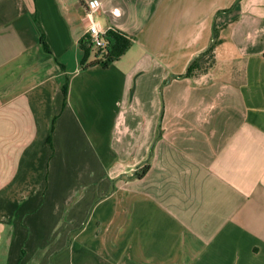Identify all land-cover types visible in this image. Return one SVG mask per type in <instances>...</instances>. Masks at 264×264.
<instances>
[{"label":"crops","instance_id":"obj_1","mask_svg":"<svg viewBox=\"0 0 264 264\" xmlns=\"http://www.w3.org/2000/svg\"><path fill=\"white\" fill-rule=\"evenodd\" d=\"M89 1L0 0V264H264V0H96L83 69Z\"/></svg>","mask_w":264,"mask_h":264},{"label":"trees","instance_id":"obj_2","mask_svg":"<svg viewBox=\"0 0 264 264\" xmlns=\"http://www.w3.org/2000/svg\"><path fill=\"white\" fill-rule=\"evenodd\" d=\"M215 38H217L216 34L212 39V45L207 51L197 55L190 62L185 73L186 78H194L200 74L207 73L213 67L215 62L213 53ZM103 42V47L96 48L87 37H83L80 42V48L82 50L81 65L83 69L93 66L107 69L110 65L118 62L132 46V40L128 35L113 29L107 30L103 36ZM63 94L65 95L64 90ZM54 123L55 118L50 125V132L53 130Z\"/></svg>","mask_w":264,"mask_h":264},{"label":"built area","instance_id":"obj_3","mask_svg":"<svg viewBox=\"0 0 264 264\" xmlns=\"http://www.w3.org/2000/svg\"><path fill=\"white\" fill-rule=\"evenodd\" d=\"M99 3L96 0L89 1L86 5V19L87 25L84 37H87L89 41L96 47H103V36L106 34L107 30H103L92 20L94 12L98 9Z\"/></svg>","mask_w":264,"mask_h":264},{"label":"clouds","instance_id":"obj_4","mask_svg":"<svg viewBox=\"0 0 264 264\" xmlns=\"http://www.w3.org/2000/svg\"><path fill=\"white\" fill-rule=\"evenodd\" d=\"M114 14L117 15V16H119L120 15V11L117 9V10H115V13Z\"/></svg>","mask_w":264,"mask_h":264}]
</instances>
